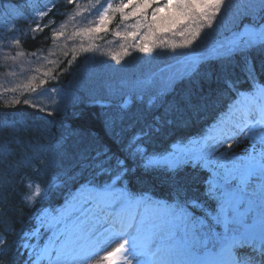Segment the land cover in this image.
Listing matches in <instances>:
<instances>
[{"label":"snow or ice","instance_id":"obj_1","mask_svg":"<svg viewBox=\"0 0 264 264\" xmlns=\"http://www.w3.org/2000/svg\"><path fill=\"white\" fill-rule=\"evenodd\" d=\"M54 6L55 0L53 8L36 9L34 19H44ZM231 9L232 0H164L163 3L161 0H119L115 6L111 0H106L95 23L72 35L103 39L100 33L109 31L117 14L121 23L135 18L134 24L125 25L131 31L112 33L121 41H132L121 43V52L109 54L119 63L123 57L131 55L129 49L150 55L157 48L172 52L191 48L201 33L204 40L215 36ZM47 26L37 23L31 31L39 32ZM205 29L210 31L205 32ZM54 34L63 33L54 30ZM169 36L180 37L182 42L177 43ZM14 42L20 43L18 39ZM254 50L264 52V23L257 24L255 17L251 25L214 42L212 52L218 65V79L222 80L224 90L233 95L235 103L226 107L227 118L219 114L209 130L199 137L181 138L163 152L149 151V138L159 133L163 124L173 123L171 119L157 116L153 124L131 136L122 149L123 156L106 147L89 156L86 149L82 160L86 161L84 167L93 170V179L81 185L82 194L76 198L79 207L69 205L57 214V223H63L64 229L49 238L38 252L39 246L30 242L33 236L39 235L38 230L23 233L18 250H29L28 264H39L40 260H46L47 264H90L97 257V264H132L133 260L136 264H264V131H254L264 128V85L259 82L250 55ZM200 62V59L193 60L192 69ZM71 63L69 61V66ZM237 70L243 79L236 76ZM174 82V78H167L162 86H157L158 82L153 79L138 82L140 98L143 99L145 92H151L149 108L159 107ZM45 83L47 81H41ZM241 84H248L252 90L242 91ZM23 87L35 91L39 85L29 83ZM56 91L55 87L45 88L38 97L50 96ZM14 103L21 101L17 99ZM23 103L45 111L38 102L26 99ZM121 107H127V102ZM114 123L109 121V127ZM4 126L14 128L13 124L0 122V128ZM241 137L259 139L261 147L257 149L253 144L251 152L238 156L228 141L240 144ZM221 148L224 151H220ZM5 150V146L0 145V153ZM186 166L210 173L204 195L216 201L215 212L207 211L196 199L181 198L184 188L180 174ZM138 170L141 176L136 175ZM104 177L111 182H105ZM148 177L169 183L176 192L174 203L136 197L116 183ZM7 188L0 180V189L6 193ZM33 195L40 196L41 189L36 187ZM2 200L0 198V206ZM30 201L32 196L23 198L25 206H29ZM196 211L202 215H195ZM48 214L41 210L37 218ZM73 216L75 221L71 222ZM218 225L222 226V232L216 231ZM0 243H5L3 238ZM113 243L116 246L108 251Z\"/></svg>","mask_w":264,"mask_h":264},{"label":"trees","instance_id":"obj_2","mask_svg":"<svg viewBox=\"0 0 264 264\" xmlns=\"http://www.w3.org/2000/svg\"><path fill=\"white\" fill-rule=\"evenodd\" d=\"M111 2L115 6L119 0ZM105 3L106 0L98 3L97 0H73L71 4L68 0H55L53 11L40 21L34 19L35 10L53 8V0H2L0 3V122L14 125V128H0V145L6 148L0 153V180L8 185L6 193L0 189V198H3L0 238L5 241L0 243V264L28 263L29 250H18L23 233L37 225L41 210L48 208L59 213L68 206L74 191L89 177L82 172L86 163L82 154L86 149L89 156L105 147L123 156L122 149L131 136L160 116L173 123L163 124L161 131L149 138L147 147L149 151L163 152L181 138H196L208 131L219 114L223 113L226 118V107L235 101L218 79V65L211 48L216 40L251 25L254 17L257 24L264 23L260 19L264 17L262 0H232V9L215 36L204 40L201 33L191 48L175 52L157 48L145 55L129 49L131 55L118 63L109 54L121 52V43L132 41H121L112 33L131 31L125 25L134 24L135 18L121 23L117 14L109 31L100 33L103 39L72 35L94 24ZM37 23L48 26L34 33L31 30ZM54 30L63 34L56 35ZM168 38L182 42L180 37ZM16 39L19 44L14 42ZM84 48L90 50L84 51ZM250 55L259 82L264 85V52L254 50ZM191 57L200 59V64L177 77L159 107L149 108L145 104L134 119L127 114L124 118L110 116L107 108L120 107L125 97L136 100L138 96L141 100L138 82L149 76L158 77L174 68L178 61ZM236 76L243 79L239 70ZM41 81L47 83L41 84ZM29 83L39 87L35 91L23 87ZM53 87L56 92L38 97L40 91ZM240 88L252 90L248 84H241ZM17 99L21 103L15 104ZM26 99L38 102L45 111L24 104ZM109 121H114V126L109 127ZM88 169L93 176V170ZM136 175L142 173L138 170ZM180 175L184 188L181 198L196 199L207 211L215 212L216 201L204 195L210 173L186 166ZM103 180L111 182L107 177ZM116 183L134 196L151 194L170 202L176 198V192L161 178H133L123 184ZM36 187L41 189L40 196L33 195ZM26 195L32 196L29 206L23 202ZM195 215L202 213L196 211Z\"/></svg>","mask_w":264,"mask_h":264},{"label":"rangeland","instance_id":"obj_3","mask_svg":"<svg viewBox=\"0 0 264 264\" xmlns=\"http://www.w3.org/2000/svg\"><path fill=\"white\" fill-rule=\"evenodd\" d=\"M193 60H195V58L191 57V58H188L186 60H183L180 63L178 61L177 63H175L174 68H171L170 70L165 71V73L158 75V77L152 78L151 76H149L146 79H144V81H147L149 79H153V80L158 82L157 86H162V82L164 80H166L167 78H174L176 80L180 74L186 72V70L191 69ZM97 87H100V86L97 85ZM144 94L145 95L143 96V99L140 98L141 100L138 99V96H137L136 100H134L133 97L128 96L129 99L127 100V107H121L123 105L124 99L126 98L125 97L123 99L120 107L107 108L108 111H110L109 112L110 116L113 117V115H117L119 117L124 118V115L127 114L128 117H132L134 119L135 116L139 115V111L141 110V108L143 106H145V104H149V95H151V92H145ZM109 109H113V110H109ZM254 131L259 133L260 131H264V128H257ZM241 140H242V142L240 144H237L231 140L228 141V143L232 144V150L238 156H244L247 152H251L253 144H255V147L257 149H259L261 147V145L259 143V139L253 141L251 139H248L247 137H241ZM220 151H224V149L221 148ZM84 164H83L84 169L82 170V172H83V174L86 175L88 173L89 169L85 168ZM81 194H82V192L79 193V197L81 196ZM155 201H158V200H155ZM158 202L166 203L163 200H160ZM74 206L79 207V203L77 202V200H76V203L74 204ZM45 213H49V212L46 211ZM74 221H75V216H73L71 222H74ZM63 229H64V224L63 223H57V216H53V215H51V213H49L48 215H43L40 223H38L37 226L33 228V230H38L39 235L33 236L31 238L30 242L34 246H37V245L39 246L36 249L38 252L48 242L49 238H54V236L58 235L61 231H63ZM33 230H31V231H33ZM31 231H29V232H31ZM115 246H116V244L113 243L111 245V247H109L107 250L111 251L112 247H115ZM100 255H103V253H101ZM137 259H140V258L138 257ZM97 260H99V257L90 261V264H97ZM39 264H47V261L46 260H40ZM102 264H103V262H102ZM132 264H136V260H133Z\"/></svg>","mask_w":264,"mask_h":264}]
</instances>
